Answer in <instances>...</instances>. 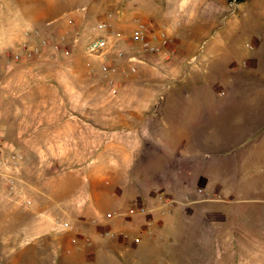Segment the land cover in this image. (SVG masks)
I'll return each mask as SVG.
<instances>
[{"label":"rangeland","instance_id":"1","mask_svg":"<svg viewBox=\"0 0 264 264\" xmlns=\"http://www.w3.org/2000/svg\"><path fill=\"white\" fill-rule=\"evenodd\" d=\"M68 18L73 19L72 25ZM134 19L164 30L170 40L167 49L159 57L146 56V63L138 64L136 73L128 72L127 61L111 53V70L102 74L100 59L85 52L88 43L102 33L98 23L109 21L112 31L122 32L128 39ZM34 31L39 36L25 34ZM44 37L71 49V57L13 64L12 56L24 44H36ZM123 49L127 55L138 54L129 40ZM182 76L185 80L178 82ZM143 85L165 87L142 93ZM113 86L118 88L116 94L111 92ZM160 97L171 104L188 102L179 111L188 122L184 130L195 133L193 141L200 143L195 154L182 153L180 143L175 144V108L163 133L146 142L136 155L131 171H111L109 161L117 166L125 155L94 152L88 146L93 138H86L84 154L63 156L48 149L47 116H66L72 121L83 118L84 123L69 125L71 129L80 125L88 136L100 128L125 127L108 118L125 113L120 103ZM0 129L6 144L21 157L23 195L31 190L32 201L22 202L17 210L20 214L30 210L43 213L39 227L42 232L46 227L50 230L38 238L47 237L48 245L39 241L37 250L29 235L22 237L23 263L43 264L44 258L63 257L61 244L71 235L56 231L57 222H68L73 230H80L89 218L80 214L79 206L82 212L84 207H94L98 215L113 209L84 200L93 179L115 180L128 187L133 180L141 184L142 174L192 160L195 172L221 186L217 193L222 200L214 204L229 214L230 264H264V0H0ZM46 185L51 186L54 201L43 199ZM64 189L69 198L59 197ZM202 189L210 195L216 190ZM1 195H12L2 180ZM204 203L198 202L200 206ZM145 204L151 211L156 207L155 203ZM5 206L13 209L12 203ZM175 208L190 206L176 202ZM153 212L147 217L157 213ZM147 217H129L118 225L140 226ZM185 218L180 223L192 226ZM168 221L167 229L172 231ZM82 231L91 234L101 248L95 257L127 259V253L115 250L109 239L96 237L92 226ZM163 248L164 258L174 264L172 248ZM133 257L142 256L134 253Z\"/></svg>","mask_w":264,"mask_h":264},{"label":"crops","instance_id":"2","mask_svg":"<svg viewBox=\"0 0 264 264\" xmlns=\"http://www.w3.org/2000/svg\"><path fill=\"white\" fill-rule=\"evenodd\" d=\"M183 79L185 80L182 76L178 82H183ZM172 85L167 86V92ZM164 87V85H157L156 87L143 85L141 92L162 91ZM187 103L175 100L171 104V102H167L166 97L150 100H127L118 105L125 108L124 114L108 117L110 123H123L125 127L109 126V128L103 130L100 128L88 132V136L80 125H77L75 129H71L69 125L71 122L79 123V121H82L84 123L83 118L77 117L76 119H79V121H72L70 117L66 116H47L45 123L49 124L46 125L48 149L52 154L63 156L84 154L87 147L86 138H93L94 143H89L88 146H92L94 152L100 150L99 154H102L108 150L111 154L125 155V158L119 160L117 166H112L114 164L113 160L109 161L111 171H131L136 164V155L143 150L146 142L156 134L160 136L163 133L165 127H167V118L170 116L172 108H175L173 113L176 124L175 144L180 143L183 149L181 150L182 153L193 155L200 147V143L193 141L195 133L184 130L186 129L185 124L188 122H185L186 118L182 117L183 113L179 111V108H185ZM103 138L107 141L102 142L101 139ZM122 138H124V142H118ZM0 171L4 174L0 177V180L4 181L7 190L12 194L11 196H0V204H2L0 214V264H26L21 260L23 256L22 237L29 235V239H33L34 242H45V245H48L47 237L43 240L38 238L43 234H49L50 230L46 227L45 231L42 232V228L39 227L41 224L39 217L43 213L30 210L25 211V214H20V211L17 210L22 202L25 203L29 199L32 201L31 190H29V193L27 192L28 195H23L24 178L21 171L14 176L15 180L12 186L6 178L5 168L0 166ZM141 178V184L133 180L129 182L131 184H128V187L115 180L93 179L88 185V195H84V200L90 199L95 203L106 204L113 208L110 212L124 210L125 204L132 202L127 209L136 205H143L147 208L146 215L134 217H147L150 212L153 214V211H156V214L147 217L146 220L143 219L141 221L143 224L140 226H134L130 222L120 226L118 225V222L122 221L120 219L105 222L104 215L106 213L98 215L94 211V207L90 209L84 207L82 212L79 206L80 214L84 213V216L89 220L82 222L86 224H81L80 230H73L72 226L68 230H62L57 225L56 231L71 236L61 244L60 255L63 257L59 259H56V257L44 258L43 264H169V259L166 260L162 253L164 246L172 248L174 264H230L229 214L224 207L214 204L222 200L217 193L221 186L212 183L204 174L195 172L192 160H187L174 168L163 167L157 172L152 171L149 174H142ZM196 180L201 182L196 183ZM45 187V191L41 193L43 199L54 201V195L50 190L51 186L46 185ZM204 187H212L216 190H213L210 195L202 189ZM194 188L197 189L196 193ZM198 189H202L203 193H198ZM61 196L62 198H69L71 195L64 189L60 191L59 197ZM200 201L205 203L200 206L198 204ZM145 202L155 203L156 207L151 211ZM176 202L189 205L190 208L176 210ZM11 203L13 209H8L5 204ZM186 212H189L187 218L184 217ZM184 218L192 226L187 227L181 224L179 219ZM167 220L173 225L172 231L167 229ZM88 225L93 227L96 237L109 239L113 242L111 245L115 250L125 251L128 256L127 259L95 257L99 255L101 248L93 242L91 234L82 231ZM106 230H111L115 233V236H104L103 233ZM121 234L140 237L141 243L133 244L130 240H124ZM73 238L77 239L76 243H72ZM85 239H89L88 243ZM173 240L175 244L168 246L167 243ZM38 243L32 245L35 250L38 249ZM134 253H140L142 257L140 259L134 258Z\"/></svg>","mask_w":264,"mask_h":264},{"label":"built area","instance_id":"3","mask_svg":"<svg viewBox=\"0 0 264 264\" xmlns=\"http://www.w3.org/2000/svg\"><path fill=\"white\" fill-rule=\"evenodd\" d=\"M134 27L127 39V37L119 31H112L109 21H101L98 23L97 28L102 32L100 35L93 38L86 47V54L99 58L101 61L100 71L102 74L107 75L110 72V65L108 63L111 53L116 58L125 59L128 63V72L136 73L138 64H145L146 56L159 57L161 53L167 49L169 44V38L167 33L162 29L153 28L151 24L141 19H134ZM67 23L73 24V19L68 18ZM27 36L37 37L39 33L37 31L26 32ZM126 40L130 41L133 48H137V55H127L123 49V44ZM58 55L64 58H70L72 55L71 49L63 46L61 42H55L50 37L39 38L36 44H24L20 50L14 53L12 56L13 64L19 66L23 64L32 63L35 61L44 60L46 58L54 59ZM90 66V63H87ZM113 94L117 93V87L111 88ZM20 155L8 146L4 140L3 134L0 129V166L5 168L6 178L10 185L14 183V176L19 173L20 170ZM4 174L0 171V177ZM198 193L202 194V189H198ZM29 203V200H27ZM147 208L143 205H136L128 208L125 212L113 211L104 215L105 222H112L116 219L125 220L129 217L146 215ZM59 227L62 230H68L71 225L68 222H59ZM104 236L114 237L115 233L111 230L104 231ZM124 240H130L133 244L141 243V238L134 236L130 237L128 234H121ZM88 243L89 239H85ZM77 239L73 238L72 243H76Z\"/></svg>","mask_w":264,"mask_h":264}]
</instances>
